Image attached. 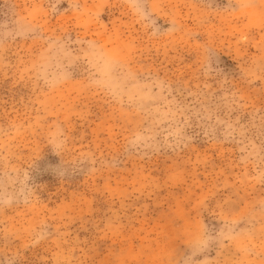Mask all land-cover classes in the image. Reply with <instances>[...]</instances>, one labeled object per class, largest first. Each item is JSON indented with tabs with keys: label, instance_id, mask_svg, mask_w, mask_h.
Here are the masks:
<instances>
[{
	"label": "rangeland",
	"instance_id": "1",
	"mask_svg": "<svg viewBox=\"0 0 264 264\" xmlns=\"http://www.w3.org/2000/svg\"><path fill=\"white\" fill-rule=\"evenodd\" d=\"M0 264H264V0H0Z\"/></svg>",
	"mask_w": 264,
	"mask_h": 264
}]
</instances>
